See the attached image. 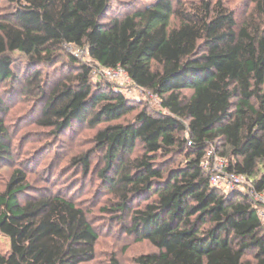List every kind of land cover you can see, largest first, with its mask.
Listing matches in <instances>:
<instances>
[{"label":"trees","instance_id":"16d2710c","mask_svg":"<svg viewBox=\"0 0 264 264\" xmlns=\"http://www.w3.org/2000/svg\"><path fill=\"white\" fill-rule=\"evenodd\" d=\"M5 1L11 10L0 17V85L16 78V53L32 66L70 68L49 90L39 71L29 80L43 105L41 128L61 137L76 124L95 128L135 111L110 83L93 82L102 67H122L160 102V111L143 107L133 121L109 124L94 137L105 162L100 176L114 197L104 210L156 249L135 264H264L261 207L248 188L213 186L202 166L213 150L228 172L264 191V0H255L242 25L222 0H154L108 22L113 0ZM67 47L86 50L95 68L65 57ZM9 136L0 117L5 160ZM139 145L141 155L132 158ZM174 156L183 162L158 163ZM93 158L89 152L72 164L88 177ZM28 190L19 168L0 193V233L10 242L0 264L95 260L100 235L84 208L59 191Z\"/></svg>","mask_w":264,"mask_h":264},{"label":"rangeland","instance_id":"374dc122","mask_svg":"<svg viewBox=\"0 0 264 264\" xmlns=\"http://www.w3.org/2000/svg\"><path fill=\"white\" fill-rule=\"evenodd\" d=\"M154 0H113L107 22L115 17H123L133 10L152 3ZM188 3L198 0H186ZM237 16L239 25L250 15L255 0H222ZM11 10V6L0 0V17ZM64 56L74 55L83 64L95 68L86 50L67 47ZM14 72L16 78L0 85V96L3 100L0 117L9 132L10 156L9 160L0 158V193L4 191L7 182L16 169H23L28 175L29 190L27 196H36L42 191L65 193L73 198L87 212L90 221L100 235L96 246V258L84 264H135V258L155 252L156 249L147 241L137 242L134 237L127 235L117 224V215L104 208L111 207L113 195L105 190L100 176L105 167L103 153L96 147L94 137L96 133L109 124L127 123L133 121L135 115L147 107L151 112L160 111L158 98L149 91L136 88L127 78L119 81L102 78L99 72H94L93 82L107 81L116 91L122 92L131 100V108H136L120 120L106 122L95 128L76 124L66 133L57 137L51 129H44L37 125L41 113V103L36 88L29 83L34 71L41 73L42 85L45 89L53 88L65 78L69 66L59 64L56 67H36L29 64L25 56L16 53L13 55ZM36 87V83H34ZM191 95V91L186 92ZM92 152V171L87 177L83 169L72 164L74 157ZM142 147L139 145L132 158L140 156ZM4 156V155H3ZM219 157V156H218ZM169 160V167H175L183 162V156H174L172 159L161 158L158 163ZM250 183V182H249ZM239 188L240 191H245ZM229 193V191H225ZM136 204L135 206H137ZM264 220V218H263ZM0 251L8 254L10 242L0 233ZM252 255L247 257L248 260Z\"/></svg>","mask_w":264,"mask_h":264},{"label":"built area","instance_id":"2783aa9c","mask_svg":"<svg viewBox=\"0 0 264 264\" xmlns=\"http://www.w3.org/2000/svg\"><path fill=\"white\" fill-rule=\"evenodd\" d=\"M96 72H99L100 75H102L103 77L109 80L119 81L120 79L127 78L131 82L127 71L122 67H117V68L102 67L98 69ZM136 88L142 90L138 87ZM150 94L153 97H156L151 92ZM191 144L192 143L189 142V145ZM202 166L206 170H208V172L211 174V184L213 186L222 189L223 191H232L244 187L248 188L250 195L252 196L256 204L259 207H261V210L259 211L260 216L264 218V191L258 192L254 188V186H252V183L248 181V179L245 176L228 172L226 170L227 167L226 160L215 155L213 150H210L208 152L206 158L203 160Z\"/></svg>","mask_w":264,"mask_h":264}]
</instances>
